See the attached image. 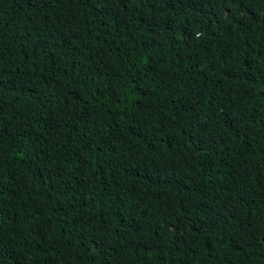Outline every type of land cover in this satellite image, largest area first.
I'll return each mask as SVG.
<instances>
[{"label": "trees", "instance_id": "1", "mask_svg": "<svg viewBox=\"0 0 264 264\" xmlns=\"http://www.w3.org/2000/svg\"><path fill=\"white\" fill-rule=\"evenodd\" d=\"M0 264H264V0H0Z\"/></svg>", "mask_w": 264, "mask_h": 264}]
</instances>
